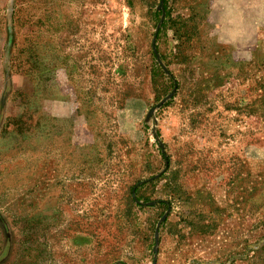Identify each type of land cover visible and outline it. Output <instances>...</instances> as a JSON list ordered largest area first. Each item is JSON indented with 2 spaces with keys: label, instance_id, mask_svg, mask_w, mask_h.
I'll return each mask as SVG.
<instances>
[{
  "label": "rangeland",
  "instance_id": "374dc122",
  "mask_svg": "<svg viewBox=\"0 0 264 264\" xmlns=\"http://www.w3.org/2000/svg\"><path fill=\"white\" fill-rule=\"evenodd\" d=\"M0 264H264V0H0Z\"/></svg>",
  "mask_w": 264,
  "mask_h": 264
}]
</instances>
